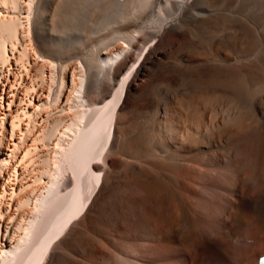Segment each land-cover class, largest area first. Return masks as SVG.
<instances>
[{"label":"bare ground","instance_id":"6f19581e","mask_svg":"<svg viewBox=\"0 0 264 264\" xmlns=\"http://www.w3.org/2000/svg\"><path fill=\"white\" fill-rule=\"evenodd\" d=\"M34 10V17L29 22L27 29L32 32L36 53L41 57V61L36 63L35 68L47 66L50 69L52 67L55 69L59 81L57 82L59 85L54 89L57 98V103L54 105L58 109L57 114L54 113L56 115L50 114V116L49 113L42 112H38L37 115V108H46L50 100L51 93L44 87H39L35 96L26 100L30 106L34 103L33 111L28 112L30 115L36 112L38 117L34 116L33 121L35 125L40 124L36 126L34 140L38 141L44 135L45 138L51 137L52 139L61 127V133L69 136V143L63 148L59 160L52 167L51 179L48 180L49 185L45 191L37 192L33 196V190L40 191V188L35 187L33 190L30 188L23 192L22 189L13 187L9 209L13 208L16 205L15 202L19 200L21 205L16 206L13 214H17L20 209V212L27 215L23 218L21 213L18 216L12 214L8 218L9 214L6 211L1 212L4 220L0 222V264H63L62 260L64 257L67 258V255L62 249H57V246L51 247V243L58 235H60V239L57 241H60V244H66L67 239L70 242L71 238L68 237L74 231L70 228L71 231H66L69 234L64 233L70 217L80 214L87 201L92 197L98 182L104 178H102L103 170L107 171L110 168L107 167L108 164L104 167L93 160L105 149L109 137L112 138L109 142V150L114 151L120 143H118L120 129L122 127L132 129V123L124 122V115L129 114L133 120L136 116H147L149 111H155L159 130L155 129L156 132H154V130H148L147 127L143 129L141 127V133L132 138V146L135 147V151L141 149L134 154L146 155L149 151H144L143 142L148 140L151 132L153 135L170 132L167 139L172 137V132L167 124L172 111L170 106L173 102L171 100L174 99L173 95L176 96V99L180 98L177 95H188L200 86L198 85L199 81L215 82L230 98L228 105L223 108L222 112L225 117L221 122L217 120V115H214L216 108L214 110L213 107L209 110L207 107H211V105H203L204 109L212 112V117L210 119L211 128L208 127L207 130L205 124V128L202 126L200 130L202 136H205L206 131H203L206 129L207 136L205 137L208 139L223 137L232 142L240 135L243 143L237 146V151L234 153L231 152L232 148H227L220 152L192 151L185 152L184 155L178 153L174 158L190 157V160L187 159L188 161L204 159L213 163L227 161L229 167H225V173L228 175L223 176L225 177L223 182L236 197L232 207L237 210L238 214L244 210L256 214L258 220L255 221H257L260 234H263L260 236L262 240L264 237V0H59L58 2L56 0H37ZM52 10L54 13H58L57 20L51 19ZM97 10L100 13L99 18H101L94 21L92 13ZM16 21L17 18L5 14L0 8V30H3L2 33L5 32L9 35L12 33V36L17 29V26L14 25L17 23ZM96 28L102 30L110 28L113 37H110L111 39L108 41L109 37L106 35V38L102 35L98 39L91 38L92 41L94 40L93 42H90V39L87 41L86 38H82L88 30L91 32L90 30ZM74 33L80 35L77 36ZM3 49L5 50L4 47ZM3 49L0 50V55L1 51L4 52ZM5 53L10 61L9 66H11L14 57L7 51ZM1 68L3 67L0 66ZM1 82L3 81L1 80ZM1 82L0 86H3ZM8 85L9 80L5 82V86ZM121 97L122 99L124 97V100L119 107ZM19 99L22 98L19 97ZM115 99L116 102H114ZM141 99L148 101L145 108L138 111L131 107L133 102H138L137 100ZM14 100L15 98H13ZM73 104L78 105L77 109H72ZM26 108L27 106L24 109ZM193 111L196 112V110ZM200 111L202 110L200 109ZM28 112L26 111L27 114H29ZM52 112L54 111L52 110ZM239 118L245 121V126L232 127L233 129L231 124L230 127L225 128L219 126L220 123H231ZM113 122L115 123L113 124ZM198 124L201 125V122ZM13 126L12 135H15L17 134L15 122H13ZM61 133L59 132V134ZM13 139L11 138V140ZM250 139L259 142L256 147L252 142L251 145L247 142ZM0 142L3 143V138H0ZM206 144L210 146L212 142ZM199 147V145H195L194 148ZM256 149L258 150L256 151ZM149 150L152 149L149 147ZM17 152L15 157L20 156V153ZM27 153H29V149L28 152L26 151ZM26 154L23 155V160L27 156ZM6 160L10 162L9 158ZM177 161L169 166L171 170L168 168L171 171H169L168 183L159 174H155L156 178L154 175L155 180L154 182L152 180V185L149 187H151L150 194L155 198L152 195L148 196L147 189L146 196L152 197L155 201H165L163 192L167 190L168 198L173 200L182 213L180 218L177 216L178 218L174 219L175 223L173 220L170 221L172 224L169 221V223L161 221L165 226L161 224L163 229L160 224V226H155L164 230L161 234L162 237L160 236L161 239H169L173 236L172 238L197 248L199 245L195 241H207L208 243L211 236L208 234L207 226L204 227L196 217V211L193 213L195 208L189 206L191 202H187L188 196L185 192L190 191L191 187L185 183L186 180L183 181V175L180 174L185 172L188 175L187 172L190 169H195L197 165ZM132 164L127 165L131 170H134ZM16 171H19V168H16ZM218 171L211 176L212 179L208 180L209 182L221 181L220 177L222 176H219L221 170ZM102 187L104 188V186ZM97 193H94V202H98L96 198L98 199L101 195L98 193V197ZM103 195L105 196V194ZM140 196L142 202L144 198L142 200V194ZM147 197L145 198L147 199ZM103 199L106 200V198ZM26 201L32 202L29 204L31 208L23 210L22 203ZM146 205L143 206V210L146 213L149 211L150 216L153 213L150 211L151 208H146L148 211L145 209ZM190 207L194 210L192 211ZM133 211L136 212L135 209ZM157 211L158 209L154 213ZM158 212V216L165 214ZM120 213L122 212L120 211ZM155 214L153 215L155 216ZM7 218L8 221H6ZM200 218L202 219V217ZM159 219L156 218L155 221H159ZM165 222L168 224L166 225ZM148 224L151 226L150 223ZM181 224L183 226L187 224V228L185 227L188 229L187 233L180 229ZM158 228H154L157 230V235L161 231ZM146 230L148 229L146 228ZM74 233L72 236L79 232ZM83 235L85 234L83 233ZM87 236L85 235L84 238ZM153 236L157 240L155 243L159 246L162 240H158L160 237L156 235ZM74 238L72 237L76 244L77 238ZM84 238L82 239L84 240ZM193 240L195 241L193 242ZM158 241L160 242L158 243ZM212 241L209 244H212ZM257 241L259 242V240ZM162 242L164 243V241ZM84 243L77 245L82 247ZM164 244L166 245V242ZM219 246L221 245L218 244L217 247ZM258 251L253 255L255 264H259V257L264 255V249ZM246 253L244 248L239 251V254L237 253L240 263L254 264L251 256ZM66 262L68 261L66 260ZM212 262L213 264H234L231 257L224 253L223 247H220ZM127 263L130 262L127 261Z\"/></svg>","mask_w":264,"mask_h":264},{"label":"rangeland","instance_id":"374dc122","mask_svg":"<svg viewBox=\"0 0 264 264\" xmlns=\"http://www.w3.org/2000/svg\"><path fill=\"white\" fill-rule=\"evenodd\" d=\"M56 1L58 2L59 0ZM36 3L37 0H0L1 10L9 16H14L15 18H17V23L14 24L15 26H17V29L14 31L15 33L12 36V33L9 35L3 32V34V30H0V50L3 49V47L5 48V50L3 49L4 52L1 51L0 55V66L3 67L0 69V82L1 80L3 81L1 82L3 83V86H0V138H3V143L1 144L0 142V222L4 220V216H2L1 213L2 211H6L9 214V218L15 212L16 206L21 205V201L18 200L15 202L16 205L13 206V208L9 209V200L11 199V194L14 186L22 189L23 192L30 188L32 190L35 187L40 188V191L37 189L33 190V196H35L37 192L40 193L41 191H45L47 189V186L49 185L48 180L51 179L50 174H52L53 171L52 167H54L56 162L59 160V157L63 152V148L66 147L69 143V136L67 134L61 133V127H59V129L56 131L52 139L51 137L45 138L44 135V137H40L38 141L34 140L36 138V135H34V132H36L37 129L36 126L40 125L39 123H37L36 125L34 124V116L37 118L38 112L47 114L49 113L48 115L51 114L52 116L57 114L58 109L56 108V105H54L55 103H57V98L54 94L56 93V90L54 89H56L57 85H59V83H57L59 81L55 69H53L52 67H50L49 69V67L47 66H40L42 70L38 67L35 68L36 63L41 61V57H39L36 53L33 34L31 31H28L27 28L29 22L34 17L33 15L35 12L34 8ZM99 16L100 13L98 10L92 13L94 21L100 19L101 17L99 18ZM57 17L58 13L53 12L51 15V19L57 20ZM90 31L91 32H89L88 30L85 35H88V37H82L84 39L86 38L85 40L87 41H89L90 39V42L94 41H92L93 38H101L102 35L106 38L108 36V41H110V39L113 37V35H111L110 28L103 30L101 28H96ZM3 35H5L6 37ZM74 35L78 36L80 34L74 33ZM6 51L14 57L11 62V66H9L10 61L8 60L7 54L5 53ZM7 80H9V85L5 86V82H7ZM12 82L14 83L12 84ZM198 85L200 86L188 95H177L178 98L180 97V100L176 99V96L173 95L174 99L171 100V102L173 101V104L171 103L170 106L172 107L173 112L171 111V115H168L169 122L168 124L166 123L168 125V128L172 132V137L167 139V137L169 136L168 133L170 132L160 135H153V132H151V134H149L150 138L148 137V140L143 142L144 148L141 147L145 149L144 151H149L148 153H146V155L142 153L141 156L139 154H134V152H138L141 149L139 148V150L135 151V147L132 146V138L133 136H137L138 134H140L142 129L145 127H147L148 130H154V132H156V130H159L158 117H156L157 115L155 114V111H149L150 113H147L148 117L146 115L140 117L139 115L134 117L133 120L129 116V114L126 115V113L124 115V122L128 124L132 123L134 128L133 126H131L132 129L129 127H122L123 129H120L121 132H118V143H120L118 144L117 148L114 149V151L109 150V142H111L112 139L111 137H109L107 139V145L105 149L93 160V162L100 163L101 165H104V167L107 164V167H110L107 171L106 169L103 170L104 173L102 174V178H104L101 179L100 182H98V188L96 187L94 191L95 194L97 193V191L99 195L101 194L99 197L97 193V196L99 198H96V200L99 203L96 201L94 202L95 194L93 193L92 197L87 201L80 214L70 217L67 226L65 227V232L63 231L64 233H68L66 231L70 230L71 228L72 231L79 232L78 234L76 233L75 236H72L73 234H75L74 232H71L73 234H70L73 238H77V243L75 244L73 242L75 238L73 240L71 236L68 237L69 233L66 235H68V238H71L70 242L69 239H67L68 242L66 244H60L61 242L57 241L58 239H60V235H58L54 237L51 243V247L57 246V249H62L65 252L67 258L64 257V260L66 259L68 261L66 262L65 260L66 264H185L186 262L187 264L188 262L189 264H213V257L217 255L220 247L224 248V253L226 254V256L231 257V260H233L234 264H236V262L237 264H241L238 258V254L239 251L244 248L247 251L246 254L251 256L252 261L255 264V257H253V255L256 254L258 250L260 251L264 249V237L261 240L260 236H263V234H260L258 230V224L257 221H255L258 220L256 214H254L252 211L247 210L241 211L238 214L237 210L232 207V203L235 201L236 197L233 195V193H231L229 188L223 182V179L225 181V177L223 176L228 175L227 173H225V167H229L228 162L222 160L220 163H213L212 161H207L204 159L195 160V162L194 160L188 161L190 160V157H182L181 159H183L184 161H182L179 157L174 158L178 155V153H182L184 155L185 152L192 151L220 152L226 150L227 148H232L231 152L234 153L237 151V146L242 145L243 143V140L241 139L242 136L239 137L240 135L232 142H229L227 138L223 137H218L215 139H208V137H205L207 136L206 133L209 129L208 127H210L211 124L210 119L212 117V112L209 111L210 108L214 107V110L216 108L214 115H217V120H220L221 122V120L225 117L224 113L222 112L223 108L228 105L227 103L230 102V98L223 93L222 89L217 86L215 82L199 81ZM39 87H44L51 93L50 100L46 105V108L43 107L45 109L39 107L37 108V115L35 114L36 112L33 113V115H30L28 111H33L32 106L35 105L34 103H32V105L30 106V103H27L26 100L35 96ZM5 90H7V92H5ZM3 92H5V94H3ZM99 95L101 96V94ZM41 96H43V94H41ZM19 97L22 99H19ZM13 98H15L14 101ZM45 98H47V96H45ZM120 100L121 101L119 102V107L123 103L124 97L123 99L121 97ZM137 101L138 102L135 101L132 103V108L141 111L147 106V99H141ZM114 102H116V99ZM203 105H211V107H207L209 109L208 110L204 109L205 107H203ZM26 106L27 108L24 109ZM77 106L73 104L72 109H75ZM197 107L202 111H200V109L198 111ZM52 110L54 112H52ZM193 110H196V112H194ZM26 111L29 114H27ZM55 112L56 114H54ZM13 122H15V128L17 131V134L15 135H12L14 129ZM198 122H201V125H199L200 123L198 124ZM244 122L245 121L240 120L239 118V120L233 121L231 123H220L221 125L219 124V126H221L222 128L230 126L231 128H237L245 126L246 123ZM114 123L115 122H113V124ZM135 125H139L140 127H136ZM202 126L204 128H207V130L204 129L203 131H206L204 133L205 138L200 133ZM59 132L61 134H59ZM11 138L14 139L11 140ZM49 139H51L50 142ZM252 139L254 138L252 137ZM252 139L247 142H249L250 145L252 142L254 147H256L259 142L253 141ZM207 141L212 142V145H207ZM166 145L168 146L167 148ZM195 145H199L200 147L194 148ZM149 147L152 150H149ZM28 149L29 153L26 154V151L28 152ZM257 150L258 149H256V151ZM16 152L20 153V156L15 157ZM24 154H26L27 156L23 160L22 157ZM173 154L174 156H172ZM106 156L109 158L107 159ZM6 158H9L10 162H8ZM176 159L179 162H184L185 164L192 163L193 165H197L195 166L196 170L190 169L187 172L188 175L185 172L180 174L183 175V181L185 182L186 180L185 183H187L191 187L190 191L188 190L185 192L188 196L187 202H191L189 206L195 208L194 210L190 207L191 210H194L193 213H195L196 211V217L199 218L201 224L203 223L202 225L204 227L207 226L206 228L208 229V234L211 236V240H213L212 244H209L211 241L210 236V241H208V243L207 241L197 242L195 241L196 239L193 240V242L195 241V243L199 245L197 247L198 249L191 244L183 243L176 238H172L173 236L169 239H161V234L164 231L161 230V228L163 229L165 227L161 221H163L164 223V221L172 222L173 220V223H175L174 219L178 218L177 216H179L180 218V215H182V213L173 202V200L171 198H168L169 193H167V190L163 192L165 196L164 198H166L165 201H155L153 200V198H155L153 197L154 195L150 194L151 187L149 186L152 185V180L154 182V178H156L155 174H159V176L163 180H166L168 183V177L170 176L169 171L171 170L169 166L173 162H176ZM23 162L25 163L22 165ZM225 162L227 165L225 164ZM130 163H133L132 165L135 168L134 170H131L129 168L130 166L127 165H131ZM16 168H19V171H16ZM218 170H221L219 176H222L220 177L222 182L220 180L216 182H209L208 180L212 179L211 176L215 175ZM102 186H104V188ZM99 188H101L100 191ZM6 189L7 191L4 192V190ZM105 189L107 190L105 191ZM146 189L149 191L148 196L152 195V199L146 196L148 193L146 192ZM102 192L103 194H105V196L102 194ZM111 192L113 195L111 194ZM141 194L142 200L144 198V200L142 201L144 203L143 205L140 201ZM108 196L110 197V199ZM145 197H147V199ZM103 198H106V200ZM92 199L94 203L92 202ZM129 199L131 202L129 201ZM31 203L32 202L29 201L22 203L23 210L31 208L29 206V204ZM146 204L148 205V207ZM145 205V209L151 208V213H156L155 216L153 214H150L149 216L150 212L146 209L149 212H147V214L146 211L143 210V206ZM154 206H157L158 208L156 207V209H154ZM134 209L136 212L133 211ZM157 209L161 212V214L162 212L165 214L158 216V211L154 213V211H156ZM85 211H87L86 214H84ZM120 211L122 213H120ZM125 211H127V213H125ZM20 213L23 218L25 217V215H27L26 213L20 212V209L17 211V214L13 215L18 216ZM125 215L126 217H124ZM154 217L155 219H159L158 217L162 218L159 219V221H155ZM200 217H202V219ZM8 218L6 219V221H8ZM166 222L165 224L167 225L169 222ZM171 222L170 224H172ZM148 223H150L151 226H149ZM159 224H162L164 227L162 225L160 226ZM155 226L161 227H157L159 231L161 230L158 235L156 234L157 230L155 229L157 228ZM149 227L153 229L152 232L151 228ZM185 227L187 228V224L186 226H183L181 224L180 229L187 233L188 229H186ZM208 227L212 229L210 230ZM146 228L150 230V232H148ZM83 233L86 236L88 235L90 238L88 236L87 238L90 240L85 237L87 239L86 241V239L84 238L85 235L82 236ZM208 234H206V236ZM153 235H156L158 237L161 236L159 239L158 237L156 238L158 240L164 241V243L166 242V245L162 241L161 242L163 244L158 241V243L160 242L159 246L160 244H162V247L160 246V248L157 243H155L157 242V240L154 239L155 236ZM82 238H84L86 242ZM257 240H259V242ZM82 242H85L84 246L81 247V245H77ZM218 244L221 246L217 247ZM215 249L217 250L215 251ZM64 260H62L63 264H65ZM183 260L186 261L184 262ZM127 261H129L130 263H127Z\"/></svg>","mask_w":264,"mask_h":264}]
</instances>
